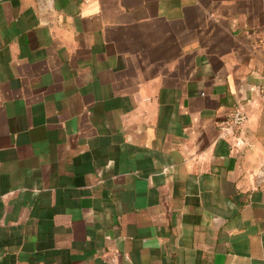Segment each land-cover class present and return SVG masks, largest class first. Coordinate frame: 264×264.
I'll return each instance as SVG.
<instances>
[{
  "label": "crops",
  "instance_id": "obj_1",
  "mask_svg": "<svg viewBox=\"0 0 264 264\" xmlns=\"http://www.w3.org/2000/svg\"><path fill=\"white\" fill-rule=\"evenodd\" d=\"M263 77L264 0H0V264H264Z\"/></svg>",
  "mask_w": 264,
  "mask_h": 264
},
{
  "label": "built area",
  "instance_id": "obj_2",
  "mask_svg": "<svg viewBox=\"0 0 264 264\" xmlns=\"http://www.w3.org/2000/svg\"><path fill=\"white\" fill-rule=\"evenodd\" d=\"M260 94L264 99V77L260 86ZM248 119L246 110L241 105H235L228 113L226 119L222 122V129L225 132H235L240 130Z\"/></svg>",
  "mask_w": 264,
  "mask_h": 264
}]
</instances>
